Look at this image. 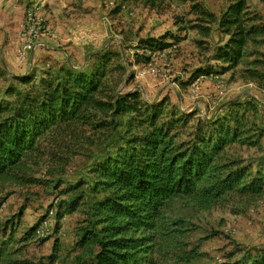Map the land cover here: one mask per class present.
I'll return each mask as SVG.
<instances>
[{
  "label": "rangeland",
  "instance_id": "1",
  "mask_svg": "<svg viewBox=\"0 0 264 264\" xmlns=\"http://www.w3.org/2000/svg\"><path fill=\"white\" fill-rule=\"evenodd\" d=\"M247 1L264 24V2ZM199 2L219 17L230 1ZM34 7L39 8L43 30L34 48L20 55L21 32ZM197 23L187 0H166L161 11L132 0H0V98L12 76H40L60 66L88 69L96 52L111 50L121 55L123 70L113 74L119 90L137 88L147 102L166 98V108L193 114L179 128L177 141L192 138L197 118L210 122L234 111L241 116L242 134L227 145L219 161L231 169L247 168L249 180L260 176L259 193L226 194L209 209L189 197L172 199L157 233V264L232 263L242 259L244 249L264 247V35L247 45L234 69L197 75L206 68L219 70L213 56L226 40L215 24L210 36H202ZM164 34L177 36L178 43L147 53L148 62L135 64L134 52H142L135 48L138 38ZM116 120L111 130L52 135L42 143L43 153L27 161L24 179L32 181H0V238H7L13 228L17 240L37 225V237L25 244L27 257L40 264H87L93 258L96 245L81 240L94 221L93 205L103 196L94 186V170L106 155L127 147L135 131L128 116ZM165 228L178 231L162 235Z\"/></svg>",
  "mask_w": 264,
  "mask_h": 264
},
{
  "label": "trees",
  "instance_id": "2",
  "mask_svg": "<svg viewBox=\"0 0 264 264\" xmlns=\"http://www.w3.org/2000/svg\"><path fill=\"white\" fill-rule=\"evenodd\" d=\"M132 1L155 11H161L166 3ZM187 1L201 22L194 27L202 36H210L215 24L226 37L213 56L220 62L219 70L206 68L197 75L234 69L247 45L264 35L262 16L250 10L247 0H229L219 17L199 0ZM178 40L172 34L139 37L135 48L142 52H134V63L148 62L147 53L168 49ZM94 59L88 69L60 66L40 76L11 77V85L0 98V181H32L24 179L27 161L43 153L42 143L52 135L71 136L86 128L111 130L118 125L117 117L128 116L135 131L127 147L96 164L94 186L103 196L93 205L94 221L81 243L91 241L97 247L87 264H157L153 258L157 233L165 225H161L163 211L172 199L189 197L199 207L209 209L226 194L256 195L261 178L249 180L247 168L231 169L219 161L227 145L242 134L244 124L236 111L214 116L210 122L197 118L192 138L177 141L179 128L186 126L193 114L166 108V98L147 102L137 88L119 90V80L113 82V74L123 70L118 64L119 52L101 50ZM11 230L7 238H0V264H40L24 252L25 244L37 237L38 226L17 240L15 230ZM176 231L165 228L162 235ZM54 246L57 251L58 240ZM243 251L241 260L223 264H264V247Z\"/></svg>",
  "mask_w": 264,
  "mask_h": 264
},
{
  "label": "built area",
  "instance_id": "3",
  "mask_svg": "<svg viewBox=\"0 0 264 264\" xmlns=\"http://www.w3.org/2000/svg\"><path fill=\"white\" fill-rule=\"evenodd\" d=\"M43 25L42 18L39 14V8H30L26 15L25 25L21 32L22 48L19 51L20 55L34 48L38 36L42 33ZM204 77V75H202Z\"/></svg>",
  "mask_w": 264,
  "mask_h": 264
}]
</instances>
